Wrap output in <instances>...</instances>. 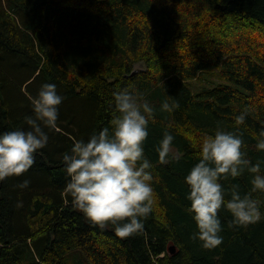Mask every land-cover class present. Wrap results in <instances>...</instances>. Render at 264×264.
I'll return each mask as SVG.
<instances>
[{
	"label": "trees",
	"instance_id": "16d2710c",
	"mask_svg": "<svg viewBox=\"0 0 264 264\" xmlns=\"http://www.w3.org/2000/svg\"><path fill=\"white\" fill-rule=\"evenodd\" d=\"M45 83L64 99L33 166L0 180V264H264V218L236 227L222 207L223 242L205 248L194 238L184 182L203 137L217 130L240 135L245 158L264 174L256 146L264 132V0H0V132L30 129L25 117ZM125 88L154 109L143 146L155 202L143 232L120 238L75 206L63 156L76 141L112 131L113 94ZM166 100L179 108L161 111ZM165 132L178 161L159 159ZM254 175L245 169L220 183L225 200L236 186L262 201L264 213Z\"/></svg>",
	"mask_w": 264,
	"mask_h": 264
},
{
	"label": "clouds",
	"instance_id": "9594fccd",
	"mask_svg": "<svg viewBox=\"0 0 264 264\" xmlns=\"http://www.w3.org/2000/svg\"><path fill=\"white\" fill-rule=\"evenodd\" d=\"M114 95L112 131L103 128L85 142L76 141L71 154L63 156L64 169L68 176L66 191L85 218L93 225L105 228L112 225L120 238H128L144 230L143 220L153 210L155 202L152 188V164L146 157L144 142L147 140L149 121L154 119V109L127 88ZM63 97L56 85L45 83L33 99V115L25 117L30 129L0 132V180L19 176L35 163V154L47 146L49 137L44 128L55 129L59 106ZM179 108L176 101H165L161 111L170 112ZM238 125L245 124L246 113L235 117ZM257 149L264 150V132L260 133ZM174 137L165 132L156 148L161 162L173 154ZM244 140L233 132L217 130L214 135H205L201 142V159L185 176L189 188L187 199L190 212L205 248H214L223 242V231L218 211L224 207L232 216L231 224L246 227L264 218L262 201L250 195L241 196L233 186L231 198L225 200L222 179L236 178L247 169L255 174L251 191L264 194V174L260 163L251 164L242 151ZM25 180L21 187H26Z\"/></svg>",
	"mask_w": 264,
	"mask_h": 264
},
{
	"label": "water",
	"instance_id": "95a60500",
	"mask_svg": "<svg viewBox=\"0 0 264 264\" xmlns=\"http://www.w3.org/2000/svg\"><path fill=\"white\" fill-rule=\"evenodd\" d=\"M168 251H169L170 253H174V252H175V246H174V245L169 246V247H168Z\"/></svg>",
	"mask_w": 264,
	"mask_h": 264
},
{
	"label": "rangeland",
	"instance_id": "374dc122",
	"mask_svg": "<svg viewBox=\"0 0 264 264\" xmlns=\"http://www.w3.org/2000/svg\"><path fill=\"white\" fill-rule=\"evenodd\" d=\"M212 81H214V80H212ZM215 83L217 82L216 80L214 81ZM209 84H211L210 82H206V85H209ZM196 85H198V84H196Z\"/></svg>",
	"mask_w": 264,
	"mask_h": 264
}]
</instances>
